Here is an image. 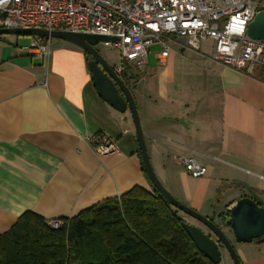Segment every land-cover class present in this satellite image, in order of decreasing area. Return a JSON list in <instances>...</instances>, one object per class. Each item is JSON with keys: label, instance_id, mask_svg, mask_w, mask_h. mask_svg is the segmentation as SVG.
I'll return each mask as SVG.
<instances>
[{"label": "crops", "instance_id": "1", "mask_svg": "<svg viewBox=\"0 0 264 264\" xmlns=\"http://www.w3.org/2000/svg\"><path fill=\"white\" fill-rule=\"evenodd\" d=\"M1 40L0 236L27 211L70 219L136 186L152 192L131 112L98 95L85 52L55 39L43 60ZM159 52L129 83L152 166L179 201L222 225L226 208L247 194L234 182L264 200V67L247 73L215 61L212 40L199 50L172 44L164 61ZM97 134L119 152L97 155ZM186 153L209 164L206 176L185 171ZM237 254L242 264H264V242L239 243Z\"/></svg>", "mask_w": 264, "mask_h": 264}, {"label": "built area", "instance_id": "2", "mask_svg": "<svg viewBox=\"0 0 264 264\" xmlns=\"http://www.w3.org/2000/svg\"><path fill=\"white\" fill-rule=\"evenodd\" d=\"M262 7L256 0H0V29H42L116 38L101 44L119 51L124 65L147 66L154 45L159 59L169 57L171 45L199 50L203 41L214 42L213 59L233 69L253 73L264 67V41L248 37V25ZM52 38L33 36L25 49L48 60ZM95 153L119 152L117 142L97 134L91 137ZM193 178L207 175L209 164L192 153L179 157ZM62 221H49L59 228Z\"/></svg>", "mask_w": 264, "mask_h": 264}, {"label": "trees", "instance_id": "3", "mask_svg": "<svg viewBox=\"0 0 264 264\" xmlns=\"http://www.w3.org/2000/svg\"><path fill=\"white\" fill-rule=\"evenodd\" d=\"M125 66L121 77L129 85L135 77ZM60 221L52 228L35 212L22 214L0 236V263L216 264L197 248L181 212L154 188L136 186Z\"/></svg>", "mask_w": 264, "mask_h": 264}, {"label": "water", "instance_id": "4", "mask_svg": "<svg viewBox=\"0 0 264 264\" xmlns=\"http://www.w3.org/2000/svg\"><path fill=\"white\" fill-rule=\"evenodd\" d=\"M3 35L41 36L64 40L78 46L91 57L88 61V69L98 95L118 112L125 113L127 110L131 112L143 169L153 188L175 209L200 222L208 229L209 234H206L195 225L185 224L188 234L206 258L220 264L222 261L220 247L223 246L228 251L234 264H242L231 240L224 232L223 226L231 229L238 243L255 242L260 244L264 242V200L248 184L234 182L235 186L241 187L247 194L235 200L226 208L222 225H219L179 201L161 183L150 160L133 92L121 75L106 62L97 49L100 43L116 41V38L65 31L50 32L42 29H0V36ZM247 35L251 39L264 41V10L258 11L254 20L248 25Z\"/></svg>", "mask_w": 264, "mask_h": 264}, {"label": "rangeland", "instance_id": "5", "mask_svg": "<svg viewBox=\"0 0 264 264\" xmlns=\"http://www.w3.org/2000/svg\"><path fill=\"white\" fill-rule=\"evenodd\" d=\"M33 36H18V35H3V36H0V40L3 42L2 44H4L5 46H7L8 44L11 45V46H14L16 48H20V49H25V47H28L31 43V40H32ZM55 39H52V42L54 41ZM205 46L210 49V46H211V43L210 42H207V43H203L202 45V50H204ZM52 45H51V49H52ZM173 47V46H172ZM97 49L99 50L100 54L102 55V57L106 60V62L114 67V66H117V65H120V55H119V51L113 47V46H105L104 44H99L97 46ZM160 46L158 45H154L152 48H151V59L153 60L155 58V55L160 51ZM27 52V50H26ZM125 69L128 71L129 74H136L135 71L137 72H140L138 71L139 69L135 66H130V65H126L125 66ZM131 83V82H130ZM166 188V187H165ZM167 189V188H166ZM169 191V190H168ZM173 196L174 194L169 191ZM175 197V196H174ZM176 198V197H175ZM182 216H184V218L187 220L188 223L192 224V225H195L199 228H206L205 226H203L200 222L196 221L195 219L191 218L190 216L182 213ZM232 242V245L235 249V251L237 252V248L239 246V243L235 240V241H231ZM220 251H221V255H222V261L220 264H234L228 251L226 250L225 247H220Z\"/></svg>", "mask_w": 264, "mask_h": 264}, {"label": "flooded vegetation", "instance_id": "6", "mask_svg": "<svg viewBox=\"0 0 264 264\" xmlns=\"http://www.w3.org/2000/svg\"><path fill=\"white\" fill-rule=\"evenodd\" d=\"M90 59H91V57H90Z\"/></svg>", "mask_w": 264, "mask_h": 264}]
</instances>
